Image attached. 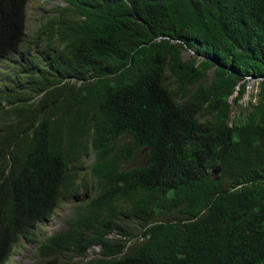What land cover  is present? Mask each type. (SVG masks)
<instances>
[{
	"label": "trees",
	"instance_id": "16d2710c",
	"mask_svg": "<svg viewBox=\"0 0 264 264\" xmlns=\"http://www.w3.org/2000/svg\"><path fill=\"white\" fill-rule=\"evenodd\" d=\"M66 1L44 26L57 50L40 67L19 66L9 38L27 0H0V120L41 94L61 116L35 135L70 123L68 155L93 152L102 180L94 207L44 253L62 250L65 264H264V0ZM248 77L260 79L242 104ZM28 132L0 128V264L66 176L64 152L29 149ZM40 165L53 175L35 179ZM93 243L97 256L75 259Z\"/></svg>",
	"mask_w": 264,
	"mask_h": 264
},
{
	"label": "clouds",
	"instance_id": "9594fccd",
	"mask_svg": "<svg viewBox=\"0 0 264 264\" xmlns=\"http://www.w3.org/2000/svg\"><path fill=\"white\" fill-rule=\"evenodd\" d=\"M65 4L57 5L53 10H51V16L45 18L40 21L37 25L36 30L33 34L28 35L27 31V8L30 0H27L25 4V18L23 22V26L21 28L20 33L17 36L9 37L10 43L13 48V56L16 62L24 66L25 59H31L37 63L38 66L43 67L48 63V59L51 58L52 53H54L57 49H48L49 47V37L48 34L44 30V26L52 22L54 18L61 19V17L57 14V10L62 7H66L68 5L66 0H63ZM56 25V22L53 24ZM1 30V26H0ZM8 60L3 57L0 59V79L3 80L8 72L7 63ZM41 94H35L25 106H22L19 111L13 113L12 115H7L4 119L0 120V125L6 123L5 126L0 127L6 132V126L8 123H14L15 128L27 126L29 127L28 135L25 138L26 143H29L27 146L29 149H41L45 148L47 151H54L56 147H59L64 152V157L66 158V165L64 170L66 171V176L64 180L60 182L59 196L56 202L53 204L51 209L44 214V216L37 220L33 227V236L25 237L19 236V238L14 243L11 252L8 258L5 260L3 264H9L10 261L16 257V250L21 243L32 246L36 250L37 256L40 260L44 257L54 258L58 255L59 264L64 260V254L61 251H58L53 254H45V246L48 245L49 239L55 235L63 233L70 229L71 221L79 219L82 215L88 213V209L94 207L95 201L97 199L98 190L100 187V182H102L100 176L93 169V164L90 165L89 176L91 178V183L89 185L83 184L82 179L84 175V171L87 168L86 166V156H94L93 152L90 153H81L79 156L72 157L68 155L70 147L69 143V135L71 132L70 123L65 126L62 130L57 131L52 135H46L43 138H39L35 135L33 128L43 121H54L59 116L60 113L52 111L51 108H47L41 105L40 97ZM3 105H7V103H3ZM8 106V105H7ZM48 127V126H47ZM10 160V156L8 157ZM218 167L217 173L213 172V169ZM54 167H46L40 165L36 173L34 174L35 179L37 180H45L50 178L53 175ZM212 169V173L216 175V179H218V174L221 171L222 167L217 165ZM65 203H72L71 213L66 218L63 219V225L61 228L49 233L40 236L39 229L41 226L48 225L52 219L57 215L58 209L61 205ZM123 234L112 231L107 234V236L111 238H120ZM101 251V245L99 243H93L89 247H87L86 252L82 256H78L75 259H81L83 262L88 261L91 258L97 256ZM42 262V261H41Z\"/></svg>",
	"mask_w": 264,
	"mask_h": 264
},
{
	"label": "rangeland",
	"instance_id": "374dc122",
	"mask_svg": "<svg viewBox=\"0 0 264 264\" xmlns=\"http://www.w3.org/2000/svg\"><path fill=\"white\" fill-rule=\"evenodd\" d=\"M65 4L63 0H30L27 8V31L28 35L33 34L36 30L37 25L40 21L44 20L47 17L51 16V10H53L57 5ZM184 56H192L193 51L186 49L184 50ZM260 79L255 77H248L247 89L240 99L242 104L247 103L251 93L256 94L257 86L256 82ZM254 98V97H253ZM86 166L87 168L84 171L82 183L89 185L91 183V178L89 176L90 165L94 161V156H86ZM72 203H65L57 211V215L52 219V221L46 225L41 226L39 229L40 236L44 234H49L63 225V219L66 218L71 213ZM41 260L36 254V250L24 243H21L16 250V257H14L9 264H40ZM60 264H65L60 262Z\"/></svg>",
	"mask_w": 264,
	"mask_h": 264
},
{
	"label": "water",
	"instance_id": "95a60500",
	"mask_svg": "<svg viewBox=\"0 0 264 264\" xmlns=\"http://www.w3.org/2000/svg\"><path fill=\"white\" fill-rule=\"evenodd\" d=\"M217 168H218V167L214 168V169H213V172L217 173V171H218Z\"/></svg>",
	"mask_w": 264,
	"mask_h": 264
}]
</instances>
